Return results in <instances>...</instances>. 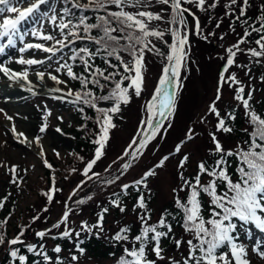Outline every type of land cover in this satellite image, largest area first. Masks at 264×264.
I'll return each mask as SVG.
<instances>
[{"label": "snow or ice", "instance_id": "snow-or-ice-1", "mask_svg": "<svg viewBox=\"0 0 264 264\" xmlns=\"http://www.w3.org/2000/svg\"><path fill=\"white\" fill-rule=\"evenodd\" d=\"M72 2V8L87 11L90 5H94V11H107L108 5H115L118 11H107V16H98L99 23H86V16H79L76 19L78 23H74L73 19L65 20V17L75 16L70 8L63 10V15L57 16L55 9L51 6V0H0V40L7 39V43H0V53L5 51L6 47H15L17 39L23 42L25 35H32L41 40H55L53 35H44L38 27H32L29 31L23 30V25L32 21L34 25H40L41 20H48L55 24L60 30L62 36L74 37L75 39H88L90 42L97 45L95 52H90L87 47L81 48L79 51L85 53L90 58L100 53H105L107 57L114 58L119 62V65L109 63V68L122 67V72H107V69L101 70L95 68L92 75L95 78L91 83L99 87L101 92L112 83L107 94L94 95L91 90L75 93L76 101H82L85 105L95 109L97 113L96 124L98 131L94 133L95 138L92 143L96 145L94 156L92 159L84 162L83 175L88 179L92 176L99 177V173L93 171L94 165L105 155V149L110 140V131L116 127L113 123V117L121 111L122 105L130 103L131 96L134 93L139 97L144 90L146 81V61L145 54L151 52L155 55L164 57L167 64L162 69V74L159 77L158 83L155 86L151 100L146 102L147 119L141 121V125L147 126L146 134L133 137L127 148L118 160L122 163L118 166L117 171L121 169L127 171L132 167V161L139 159L144 154L149 143L156 139L158 132L163 127L165 119L173 116L176 110V95L177 90L182 87L180 82V71L186 67L188 51L186 46L189 44V21L188 16H191L194 21L196 34H201V22L190 7L185 5L195 6L201 12H207L209 9H215L218 6L219 0H88V3H80V0H65V3ZM250 0H228L224 4L226 9L225 15L234 17L236 22H239L243 34L238 35L236 42L225 49L226 60L223 71L219 74L215 100L209 104L205 116L213 114L217 118L215 129L216 132L231 133L233 128L227 123L228 120H235V112L222 114L217 107V101L222 99L221 88L227 84L234 92L233 99L242 105L244 115L247 119L249 128L242 129L248 139L244 141V146L238 144L235 149L225 150L215 132H210L212 144L214 147L209 149V155L214 157L213 163L209 164L205 160H201L197 165V171L191 177H186L183 171H180V185L178 188H173L175 194L174 203L178 210L176 214L165 211L159 218L152 222L151 209L148 208L145 198L140 195L134 205L133 211H138V219L140 221V230L138 234L129 235L131 229L127 226L119 228V230L109 237L111 241L117 244H123V254L117 261V264H251L247 245L239 242L236 235L238 225L235 221L240 222V226L253 225L261 233H264V115L258 114L250 103L252 100V91H246L244 84L237 78L235 73H230L229 68L236 65L240 68H246L247 65H237V53H246L256 59V63H260L259 58H264V6L260 10V15L255 17L258 26H254L250 22L251 18L247 16ZM27 5V6H25ZM47 5L49 10L44 11L42 6ZM154 5H160L159 11L153 12L151 9ZM126 7L137 9L135 13L125 11ZM111 18V19H109ZM59 19V23L56 21ZM115 22V26H113ZM152 22L157 23L155 27ZM222 20L216 22V27L221 26ZM161 24L168 27H161ZM176 25V27H171ZM80 26H83L84 33H90L92 29H97L103 33L102 36H80L77 31ZM231 31L235 32V28L229 25ZM67 29V33H65ZM117 33V34H114ZM253 33L258 35L254 41L251 39ZM170 35L171 43L165 37ZM214 35V33H209ZM207 39V36L203 37ZM223 40L224 36L221 35ZM126 43H121V41ZM154 41L162 42L168 47L167 53L162 52L156 46ZM69 40L68 43H72ZM56 43L61 46V49L67 47V44L62 40H56ZM254 43L257 47L242 48L241 45ZM31 49L42 50L46 53H52L54 56L60 49L45 47L39 43H24L23 47L18 50L21 53ZM121 53H126L130 59L125 60ZM49 60L52 59L50 56ZM73 60L76 56L72 57ZM80 59L84 64V71L88 72L92 69V65ZM20 65H36L43 64L44 61L36 59L20 58L15 61ZM108 63V61H105ZM60 68H67V76L72 80H80L82 87H87L89 83L86 77L77 76L71 65L61 64ZM60 68L56 71L59 72ZM250 71V70H249ZM0 73H3L9 80L19 81L28 80V72L13 71L11 68L0 64ZM248 75V72L245 73ZM35 75L41 80H44L45 73L37 71ZM119 77V79H116ZM49 78L57 84L66 83L58 79L57 76L49 74ZM104 83H101V79ZM264 80V77H261ZM125 81L127 85L125 86ZM235 86V87H233ZM170 89H172L170 91ZM31 91V88H29ZM51 91H61V89H51ZM35 94V93H33ZM67 95H73L70 89ZM109 103L108 107H98L97 102ZM82 111V109H81ZM50 114V113H49ZM8 120L12 117L7 116ZM160 119H156V117ZM205 116L200 117L199 122H205ZM46 120V117H45ZM171 124L168 125L170 127ZM47 123H41L39 133H45ZM57 132H61L60 128H56ZM141 131H144L142 128ZM11 132L15 138L23 137L20 143H27L39 149L38 155L43 158L45 155L42 137L35 135L29 138L24 132H18L15 125L12 126ZM195 133L192 128L188 129L185 139L174 147V150L159 159L153 168L145 171L140 179L133 182L134 186L147 185V179L157 175L156 169L165 166V162L170 156L180 153L183 145L187 141H191ZM131 150V151H130ZM55 152L56 150L53 149ZM59 157V152H56ZM128 159L125 160L124 158ZM236 160L235 176L230 172V159ZM83 161V157H79ZM190 157L184 155L178 164L179 169H184ZM117 161H113L116 164ZM44 165L48 168L52 166L44 160ZM8 168L13 176L12 182H16V165H0ZM111 168V165H109ZM109 168H106L107 172ZM75 172L77 169L73 168ZM92 173L90 176L89 173ZM67 179V177H65ZM119 179L115 176L110 180H105L103 183L111 184ZM122 189H128L130 185L124 184ZM80 188V185H77ZM60 191L55 186V177L51 180V187L42 194L47 197V201L52 203L54 193ZM180 192L184 196L179 195ZM74 190L69 199L76 196ZM92 197L89 196L88 199ZM7 197L0 199V208L4 207V200ZM83 199L77 200L76 203L83 204ZM121 213L126 211V208L121 206L116 200L112 201ZM205 204L208 205L207 209ZM47 211V209H45ZM105 208L101 213H98L96 224L89 225L87 222H81V231L93 232L99 235L103 232L102 221L103 213L107 212ZM207 212V215H206ZM39 217H33V221ZM69 219L68 205L65 203V210L55 224L49 229L35 232V236L41 241L46 237L56 239V236H51L53 229H60L61 225H66ZM171 221V222H170ZM7 220L0 221V228L6 225ZM174 223L179 224L183 230V235L177 238L174 231ZM28 226H22L19 233L7 239L3 232H0V245H7V255L10 258L9 264H28V257L21 254L20 245L25 248L28 253L41 257L44 264H51L52 258L47 254V249L44 244L39 245L33 243H25L21 237L25 234V229ZM73 231L65 227V230L59 233L61 238H70ZM80 233L76 232L75 236L79 237ZM187 235V239H184ZM170 241L175 249L184 250L181 259L169 257L165 255L164 241ZM77 252L80 256L85 254V249L76 245ZM53 252L60 254L62 249L59 245L52 249ZM251 251L257 254L261 259H264V241L255 240ZM154 256V258H152ZM72 261H78V255L71 256ZM55 264H65V261L57 255Z\"/></svg>", "mask_w": 264, "mask_h": 264}, {"label": "rangeland", "instance_id": "rangeland-1", "mask_svg": "<svg viewBox=\"0 0 264 264\" xmlns=\"http://www.w3.org/2000/svg\"><path fill=\"white\" fill-rule=\"evenodd\" d=\"M80 3H88V0H80ZM51 6L55 9L54 14L58 17L63 15L62 0H51ZM185 6L190 7L199 18L201 22V34H196L194 21L189 20L191 31L189 32V44L186 46L188 57L186 67L180 71L182 87L177 90L176 110L173 116L164 120L163 127L158 132L156 139L152 140L148 147L144 149L143 156L132 161V167L127 171H123L122 169L117 171L118 166L122 163V161L118 160V157L123 155L124 150L133 137L137 136L138 132L141 135L146 134L147 126H142L141 121L147 119L146 102L151 100L155 86L162 74V69L167 64L164 57L151 52L145 54L146 81L144 90L139 97L133 93L130 103L127 104L128 106H123V116H118V123H114L116 127L110 131V140L105 149V155L93 167V171L100 175L99 177L92 176V179H88L87 176L82 174L84 162L93 158L96 145L90 153L86 152L88 154L85 155L83 161L76 157L71 158V152L76 148L77 142L75 133L82 128V124L78 120L77 113H75L77 101L75 103L72 102L76 99L75 81L67 76V68H60L61 64L71 65L72 68L79 65L73 63L72 56L70 55V43L68 41L72 40V37L65 38V36H62L56 25L48 20H41L40 25H34L32 21H29L23 25V30L29 31L35 26L39 28L42 34L53 35L56 39L45 41L32 35H25L23 42L17 39L15 47H6L5 51L0 53V64H4L13 71L26 70L28 72V80H19V82L41 89L39 92H35V94H28L26 99L23 100L26 106H35L46 117V120L44 117L40 121V123H47L46 132L41 133V137L50 135L63 142L59 148L44 150L45 155L41 158L37 154L38 149L35 153L27 154L22 150V147L11 143L8 137L1 140L0 136V165L17 166L15 183L12 182L13 176L8 168L0 166V192L6 191L7 195L11 194V199H16V214H21L24 223L29 220L28 215L34 214L39 217L37 221L42 228H44L46 222L50 221L51 226L60 220L66 203L69 210L68 222L66 225H61L60 229H53L51 234H59L65 230V227L72 230L73 234L80 232L81 222H87L89 225L96 224L98 213H101L105 208L108 211L103 213V232L100 233L101 235L117 232L119 228L125 226L127 223L140 226L138 219L139 210L133 211L138 196H145V202L148 208L151 209L152 220L158 219L163 214L165 204L175 196L172 189L178 188L180 185V171H183L186 177L189 174H193L196 171V165L201 159L209 155V149L214 147L209 135L210 132H215L225 150L234 149L238 144L243 146V137H240V139L233 138L229 133L216 132L215 124L217 118L215 115L207 114L205 116L209 104L215 100L219 74L223 71L226 63V60L222 59V57H226L225 49L236 42L239 35L238 30H235V32L231 31L230 28L225 27L223 22L219 28L216 27V23L214 25H206L202 14L208 13L209 10L201 12L195 6ZM160 7L162 6L154 5L149 10L157 12ZM42 8L44 11L49 10L47 5L42 6ZM125 10L132 13L137 11V9L131 7H126ZM67 19L74 20V16L65 17V20ZM56 23H59V19H57ZM157 23L160 22H152V26L155 27ZM173 26L176 27V25ZM161 27H165V25L161 24ZM64 31L67 33L68 30L65 29ZM78 31L83 32V26L79 27ZM209 33H214V35H209ZM221 35L224 36L223 40L220 39ZM204 36H207V39H204ZM56 40L64 41L67 47L61 49ZM168 41H171V37H169ZM154 42L162 52L167 53L168 49L164 44H160L158 41ZM0 43L6 44L7 39L0 40ZM24 43H39L45 47L60 49V51H57L54 56L52 53H46L37 49L21 53L18 49L23 47ZM241 47L247 49L257 46L254 43H249L243 44ZM50 56L52 57L51 60L48 59ZM20 58L41 60L44 63L20 65L15 62ZM256 59L246 53H237L235 58L236 64L247 65V67L240 68L233 65L229 68V72L225 73L226 76L230 73H235L237 78L244 84L246 91H252L251 104L258 100H264V80L261 79V77H264V58H259L261 60L260 63H256ZM57 68H60L59 72L56 71ZM37 71L45 73L43 81L35 75ZM246 72H248V75L245 74ZM49 74L57 76L58 79L66 83L57 84L49 78ZM51 89H61V91L54 92ZM70 89L73 92L71 96L67 95ZM221 91L222 99L216 103L222 114H227L231 107H238L244 113L242 105L233 99L234 92L227 84L223 85ZM20 94V92H17L6 96L0 95V121L8 120L5 114L12 117L9 112L10 107L4 101L5 97L13 95L19 97ZM97 105L98 107L110 106L109 103L100 101L97 102ZM202 116H205L204 123L199 122ZM156 119H160V117L157 116ZM93 121L96 122V118ZM169 124H171L170 127H168ZM56 128H60L61 132H57ZM142 128L144 131H141ZM189 128L194 130L195 135L191 141H187L183 145L182 151L170 156L165 162L164 167L156 169L157 175L149 177L146 186L143 184L134 186L133 182L135 180L140 179L145 171L153 168L160 158L169 155L174 150V147L185 139ZM245 128H249L248 124L244 125L243 129ZM97 131L98 126L94 133ZM53 149L56 151L54 152ZM56 152H59V157H57ZM184 155H188L190 159L184 169H179V161ZM124 159L127 160L128 158L125 157ZM44 160H47L55 169L46 167ZM113 161H117V163L113 164ZM109 165H111V168H109ZM73 168L77 169V171H71ZM106 168H109L107 172L105 171ZM89 175L91 176L92 173L90 172ZM115 176H119V179L114 183H103V181L110 180ZM53 177H55V186L60 191L54 193L56 194L54 200L52 203H49L47 197L42 193L51 187ZM124 184L132 185L134 188L139 187L143 192L133 198L129 195L123 200H118L120 197L118 193H124L127 190L122 189L121 186ZM77 185H80L79 189ZM74 190H76L77 195L69 199L70 194ZM89 196L92 198L88 199ZM80 199H83L85 202L83 204L76 203ZM113 200L118 201L121 206L126 208V211L121 213L112 204ZM8 222L9 228L13 229V225L16 223L13 216L9 217ZM34 225L31 222L28 223L29 228ZM237 225L238 230L236 235L244 240L241 243L247 245L251 264H264V259H261L251 251L255 238L260 237L264 241V233H261L253 225L240 226L239 221ZM36 229L34 227L33 232ZM96 231V229H93V232ZM181 235H183V230L179 229L176 232V236L179 238ZM10 236L11 238L15 237L12 234ZM27 238L32 243H37L35 232L30 233ZM187 238V235H184V239L186 240ZM44 240L42 242L39 240L38 243L53 247L52 243L49 241L44 242ZM164 247L166 256L179 259L184 254V250L175 249L170 241L167 243L164 241ZM6 249L7 245H3L0 248V262ZM61 254L65 255L74 264L112 263L110 259H100L86 252L80 256L77 249L62 251ZM72 255H78L79 260L72 261Z\"/></svg>", "mask_w": 264, "mask_h": 264}, {"label": "trees", "instance_id": "trees-1", "mask_svg": "<svg viewBox=\"0 0 264 264\" xmlns=\"http://www.w3.org/2000/svg\"><path fill=\"white\" fill-rule=\"evenodd\" d=\"M227 2H228V0H219L218 6L215 9H209L208 13L202 14L203 21L205 22L206 25H210V24L214 25L217 21L222 20L225 27L230 28L229 25L231 24L232 27L235 28V30H238L237 31L238 34L242 35L243 29H242L240 23L236 22L234 17H229V16L225 15L226 9L224 8V4H226ZM62 6L64 9L70 8L72 10V12L75 13L74 20H73L74 23H78V20L76 18L83 15V16L87 17L86 23L96 24V23H99V21L97 20L98 16H107V11H118L119 10L116 8L115 5H108L107 11H105V10L94 11L93 10L94 5H90L89 10L82 11V10L72 8V2L65 3V0H62ZM262 6H264V0H250V4H249L248 10H247V16L249 18H251L250 22L253 23L254 26H258V23L255 20V17L260 15V10H261ZM125 11H127V10H125ZM109 19H111V18H109ZM187 19H188V21L189 20L193 21V18L191 16H188ZM113 26H115V22H113ZM165 27H168V25H165ZM171 27H174V26L171 25ZM74 30L77 31L80 36H87V35L102 36L103 35V33L97 29H92L90 33L80 32V31H78V29H74ZM114 34H117V33H114ZM169 37H170V35H166L165 39L168 41ZM256 38H258V35L253 33L251 39L254 41ZM72 41L73 42L69 44V48L71 51L70 55L72 57L76 56V59L75 60L72 59V61L74 64L75 63L79 64L77 67L73 68V71L77 76L86 77L89 81V83L87 84V87L85 88V87H82L80 80H74L76 91L83 94V92L91 90L93 92V94L97 95V96L102 95V94H107V92L110 91L111 88L114 87V85L112 83H109L108 87H106L103 90V92H101L99 87H96L91 83V81L93 79L99 78V77H94L92 75V73L94 72L95 68H97V67L100 68L101 70L107 69L108 71L105 72L106 75L108 74V72H122L123 71L122 67L109 68V63H111L113 65H119V62L116 61L114 58L107 57L106 54L103 52L94 56V57H91V58L88 55H86L85 53L80 52L79 50L81 48H84V47H87L90 52H95L97 45L90 42L88 39H75L74 37H72ZM121 43H126V41L122 40ZM169 43H171V41ZM160 44H164V43L160 42ZM167 49H168V47H167ZM121 55L123 56V58L125 60L130 59V57L126 53H121ZM81 56H83L84 60H87L88 63L93 66L92 69H90L88 72L84 71V64H83V61L80 59ZM106 60L108 61V63L105 62ZM100 79H101V83H104L103 79L102 78H100ZM116 79H119V77H116ZM126 85H127V81H125V86ZM251 105H252V108L258 114L264 115V100H258L257 102H252ZM123 106L126 107L128 105H122L121 111L113 117V123L117 124L118 123V116L119 117L123 116ZM76 108L77 109H76L75 113H77V115H78V118H79L78 120L82 124V128L77 130L75 133L77 142H76V148L71 152V158L76 157L77 159H79V157L84 158L85 155L90 153L92 148L95 146L92 143V140L94 139V131L97 128V124L93 120L96 118L97 113H96L95 109L89 107L88 105H85L82 101L76 102ZM81 109H82V111H81ZM232 111L235 112L236 119L227 121L228 125L233 128V131L229 134L233 138H239L240 139V137H243V140L246 141L248 139V137L242 131V129H243L244 125L248 124L247 119H246L244 113L238 107H235V108L231 107L227 113L232 112ZM242 145L244 146V142L242 143ZM86 152H88V153L86 154ZM229 159L231 161L229 170L235 176V167H236L237 162L234 158H229ZM201 160H205L209 164H211V163H213L214 157L211 155H207ZM52 168L55 169L53 166H52ZM196 171H197V169H196ZM195 172L193 174H189L188 177L193 176L195 174ZM142 192H143V190L140 189L139 187L134 188L131 185L126 190V192H124V193L119 192L118 193L120 195L118 200H123L126 197H128L129 195H131V197L133 198V197L141 194ZM55 195L56 194H54V197H55ZM179 195L181 197H183L184 193L181 192V193H179ZM4 197H7V199L4 200V207L0 208V221L7 220V223H6V225H4L3 228H0V232H3L6 235L7 239L11 238V236H10L11 234L16 236L19 233L21 227L25 226V225L28 226V223H30V222L32 225H34V224L35 225L30 227V228L27 227L25 229V234L23 237H21V239L24 240L25 243H32L27 238L30 235V233H34L37 230L42 231L44 229L51 228V226H52V225L50 226L51 221L46 222L44 225V228H42L39 225L37 220L33 221V217H37L34 214L28 215L29 220L25 221L26 223H24L21 214L20 215L16 214V203H15L16 199L15 198L11 199V194L7 195L6 191L0 192V199H3ZM144 198H145V196H144ZM207 207H208V205L205 204L206 209H207ZM165 211L171 212L173 214H176L178 212V210L175 208L174 198L165 204L163 213H165ZM27 214H29V212H27ZM206 215H207V212H206ZM11 216H13V219L16 221V223L13 225V229L9 228V222H8L9 217H11ZM156 220L157 219L152 220V222H155ZM235 222L238 223V221H235ZM37 223H38V225H36ZM125 226H127L131 229V232L129 233L130 236L138 234V232L140 230V226L134 225L133 223H127ZM173 226H174V231L177 230V231H175V233L178 232L179 229H181L179 224H177V223H174ZM34 227H36L37 229L33 232ZM79 233H80L79 237H77V236H75V234H73L70 238H61L59 236V234H51V236H56L57 238L56 239H51L50 237L45 238L44 242L49 241L50 243L53 244V247L44 245L45 248L47 249V254L52 258L51 264H55V259H56L57 255H59L61 257V259L65 261V264H74V263L70 262L66 258L65 255H62L61 253L57 254V253L53 252L52 249L55 246L59 245L61 247L62 251H67L70 249L74 250V249H76L77 243H79L80 246L85 249L86 253H89V254L93 255L94 257H97L100 259H110V260H112V263H110V264H117L118 259L123 254V247H122V244H117L116 242L111 241L109 239V237L114 235L116 232H113L112 234H109V235H101V234L96 235V234H94L95 232L89 233V232H83V231L82 232L80 231ZM27 234H28V236H27ZM39 240L40 239L37 238V241H36L37 243L33 242V244L38 245ZM42 241L40 240V242H42ZM242 241H244V240L239 238V242H242ZM165 242L167 243L168 240H165ZM2 246L3 245H0V248ZM15 247H20L21 254H24L28 257V264H44L41 257L35 256L32 253H28L26 251V249L21 247L20 245H16ZM9 259L10 258L8 257L7 251H6L4 256L1 259L0 264H9ZM176 259H178V258H176ZM179 259H181V258H179ZM17 264H18V262H17Z\"/></svg>", "mask_w": 264, "mask_h": 264}, {"label": "bare ground", "instance_id": "bare-ground-1", "mask_svg": "<svg viewBox=\"0 0 264 264\" xmlns=\"http://www.w3.org/2000/svg\"><path fill=\"white\" fill-rule=\"evenodd\" d=\"M29 88H31V91H29ZM40 90L19 81L9 80L3 73H0V95L3 94L6 96L17 92L21 93L19 97L15 95L5 97L4 101L9 105V112L13 118L7 121H0L1 140L8 137L11 143L22 147V150L27 154L35 153L38 148L27 143H20L19 141L23 137L19 139L15 138L11 132V128L15 125L18 132H24L29 138L35 135H42L38 129L41 124L40 121L45 117L44 114H41L35 106H26L23 103V100L26 99L28 94H33ZM41 143L44 150L47 151L52 148H59L63 142L54 136L46 135L42 138ZM262 239L260 237L255 238V240L259 241H263Z\"/></svg>", "mask_w": 264, "mask_h": 264}]
</instances>
